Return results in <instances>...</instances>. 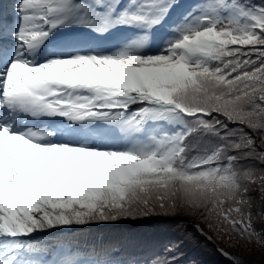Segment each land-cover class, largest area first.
<instances>
[{"label":"snow or ice","instance_id":"6c2138e0","mask_svg":"<svg viewBox=\"0 0 264 264\" xmlns=\"http://www.w3.org/2000/svg\"><path fill=\"white\" fill-rule=\"evenodd\" d=\"M245 127L264 132V5L0 0V264H139L32 237L178 212L259 239Z\"/></svg>","mask_w":264,"mask_h":264},{"label":"rangeland","instance_id":"374dc122","mask_svg":"<svg viewBox=\"0 0 264 264\" xmlns=\"http://www.w3.org/2000/svg\"><path fill=\"white\" fill-rule=\"evenodd\" d=\"M198 2H201V0H180L181 4H194ZM242 2L253 5H264V0H242ZM129 31L130 33L128 35L131 36L132 30ZM258 136V134H255L254 139H257ZM261 136L262 139H264V132H261ZM258 142L260 143V151L263 152L262 150H264V144L261 143V140ZM257 161L260 166H257L254 160L253 163L244 161V166L253 167L258 175L264 174V161H261L259 159H257ZM260 188V184L257 183L253 185L247 193V199L250 206H246V209L251 215L252 228L259 236V239H257L256 236H253L251 242H249L248 239L241 238L238 233L232 230L225 232L219 229H210L208 224L205 223V221L202 220L199 216H193L185 212H178L172 215H149L147 217L136 219L121 220H131L130 222H132L140 219H146L147 221L155 219L156 222L152 221L149 224L145 225L149 229L136 230L134 232H131L130 234L144 238H152L153 240L162 244L167 243L163 247V251L167 252L171 260H176L177 258H179L183 262V264H236L228 260V262L225 263L222 256L217 252V249L224 250L232 257L234 256L238 258V264H252L251 261H255L258 264H264V192H261ZM112 223L113 222L99 223L100 225H102L99 226V228L105 226L108 227ZM99 224L71 226L69 227L71 228L69 230L77 231L79 229H82L87 231L97 228L96 226H98ZM197 226H199V231L197 230ZM62 228L65 229L67 227ZM56 229L59 228H53L51 229V231ZM120 229L122 228H119V230ZM130 229L131 227L127 228V230ZM41 233L36 234L41 235ZM202 234L207 236L209 239L204 237L203 238L206 240L201 239ZM34 235L35 234H33V236ZM125 238L131 237L128 235V237ZM50 240L52 242H59L60 245H63L64 249L69 246L74 250L79 249L81 253L90 254L93 248L98 247V242L96 241L94 242L96 246L93 245V248L86 247V245L90 243L88 239L74 241L72 239H66L63 236L58 240ZM209 241L213 244L215 243L217 249ZM57 242H55V244H57ZM61 249L63 251V248ZM61 249L59 251H61ZM46 259H52V257L48 258L46 256Z\"/></svg>","mask_w":264,"mask_h":264},{"label":"trees","instance_id":"16d2710c","mask_svg":"<svg viewBox=\"0 0 264 264\" xmlns=\"http://www.w3.org/2000/svg\"><path fill=\"white\" fill-rule=\"evenodd\" d=\"M229 127L232 129L237 128L236 125H229ZM245 132L253 136V138L255 134L259 135L258 138L255 139L256 144H257L256 150L257 152H261L260 143L258 142L262 140L261 132L258 131L254 133V132H251V129L246 128V127H245ZM262 151L264 152V150ZM253 160L256 162L257 166H260L256 158H253ZM253 160L249 159L246 161L253 163ZM130 221L131 220L129 221L120 220V221H116L115 223L113 222L108 227L105 226L102 228H99V226H102L99 224L98 226H96L97 228L92 229V230H87V231L79 229L77 231H74L73 234H69V235L66 234L64 238L73 239V237H70L71 235H73L74 238H76V240L88 239L90 243L96 241L98 242V247L96 249H99L102 246V244L105 248H108L109 246H111L112 255H114V257L118 260H123V261H128V262L135 260V261H139V264H150L152 260L156 258H160L162 260H170L172 264H183V262L179 258H177L176 260H171L167 252L163 251V247L167 243L162 244L160 242L153 240L152 238H144V237L134 236L130 234L131 232H134L136 230L149 229L145 225L149 224L152 221L156 222L155 219L151 221H147L146 219L135 220L132 222ZM123 224H126V225H123ZM129 227H131V229L127 230V228ZM119 228H122V229L119 230ZM162 228H166V227H162ZM128 235L133 239L125 238V237H128ZM60 236L61 234H55L53 236H44V238H41L39 240V243H46L49 246H52L55 244V242H51L50 239L58 240ZM201 239L206 240L202 236H201ZM211 244L214 245L215 248L217 249L215 243L214 244L211 243ZM217 252L222 256L225 263H227L228 261H231L229 258L224 257L218 251V249H217ZM227 254L231 256L229 253ZM233 258H236V257L233 256ZM231 262L235 263L236 261H231ZM238 263H239V260L238 262H236V264ZM251 263L253 264L256 262L251 261Z\"/></svg>","mask_w":264,"mask_h":264},{"label":"water","instance_id":"95a60500","mask_svg":"<svg viewBox=\"0 0 264 264\" xmlns=\"http://www.w3.org/2000/svg\"><path fill=\"white\" fill-rule=\"evenodd\" d=\"M202 237H204V238H208L207 236H205V235H203V234H202ZM208 239H209V238H208ZM218 251H219L224 257L230 259L229 255H228L227 253H225L223 250L218 249ZM231 259H232V258H231ZM253 264H256V263H253Z\"/></svg>","mask_w":264,"mask_h":264},{"label":"bare ground","instance_id":"6f19581e","mask_svg":"<svg viewBox=\"0 0 264 264\" xmlns=\"http://www.w3.org/2000/svg\"><path fill=\"white\" fill-rule=\"evenodd\" d=\"M48 231H51V229L48 230ZM229 257H230V260H231V261H236V262H238V260H239L238 258H233V257H231V256H229ZM231 258H232V259H231ZM236 262H235V263H236Z\"/></svg>","mask_w":264,"mask_h":264}]
</instances>
